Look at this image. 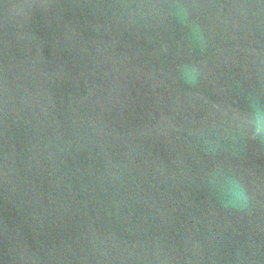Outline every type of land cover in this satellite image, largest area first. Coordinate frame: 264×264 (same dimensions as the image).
Listing matches in <instances>:
<instances>
[{"label": "water", "instance_id": "1", "mask_svg": "<svg viewBox=\"0 0 264 264\" xmlns=\"http://www.w3.org/2000/svg\"><path fill=\"white\" fill-rule=\"evenodd\" d=\"M258 120L264 0H0V264H264Z\"/></svg>", "mask_w": 264, "mask_h": 264}, {"label": "clouds", "instance_id": "2", "mask_svg": "<svg viewBox=\"0 0 264 264\" xmlns=\"http://www.w3.org/2000/svg\"><path fill=\"white\" fill-rule=\"evenodd\" d=\"M258 130L264 128V120L257 121ZM216 179L215 177L213 178ZM223 192L226 198V203L237 208H244L248 204V194L242 184L233 178H224Z\"/></svg>", "mask_w": 264, "mask_h": 264}]
</instances>
